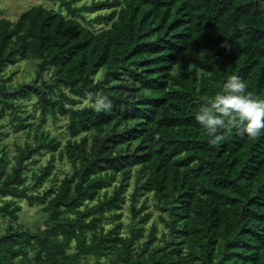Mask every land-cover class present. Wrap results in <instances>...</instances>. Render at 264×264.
Returning a JSON list of instances; mask_svg holds the SVG:
<instances>
[{"label": "trees", "instance_id": "trees-1", "mask_svg": "<svg viewBox=\"0 0 264 264\" xmlns=\"http://www.w3.org/2000/svg\"><path fill=\"white\" fill-rule=\"evenodd\" d=\"M71 3L61 0L69 17L33 6L14 23L0 19V69L27 59L38 61L39 73L52 69L48 82L20 85L0 103L34 96L42 121L59 115L67 117L72 135L94 133L90 149L67 150L75 170L63 180L41 229L8 227L0 235V264L71 261L69 240L86 224L76 209L131 166H137L136 192H152L163 203L191 261L264 264V132L250 138L238 128L222 130L224 139L211 145L195 120L203 100L214 98L233 75L264 100V0ZM103 9L111 10L96 19L109 20L106 29L94 32L76 19L80 11ZM98 72L100 80L94 79ZM62 89L106 98L111 106L99 112L97 101L67 106ZM59 145L55 137L35 134L10 174L3 176L0 166V197L43 199L19 187L22 166L34 153ZM49 168L35 178L43 180ZM19 211L10 200L0 203V215L9 220H17ZM32 243L39 248L34 258L23 251ZM111 248L101 239L92 245L79 239L73 257Z\"/></svg>", "mask_w": 264, "mask_h": 264}, {"label": "rangeland", "instance_id": "rangeland-1", "mask_svg": "<svg viewBox=\"0 0 264 264\" xmlns=\"http://www.w3.org/2000/svg\"><path fill=\"white\" fill-rule=\"evenodd\" d=\"M72 1V8L88 7L95 1L102 0H63ZM33 6L52 9L69 17L61 0H0V19L15 22L20 15ZM111 9L85 10L79 12V18L90 30L97 32L110 26L109 20H97ZM36 60H18L0 69V101L3 95H9L23 84L41 86L42 81H49L52 69L39 73ZM102 73L94 75L100 80ZM63 92L69 97L66 105L80 108L98 100L97 95L86 94L72 96L66 89ZM52 97L58 95L52 92ZM8 105L0 103V166L5 165L3 176L12 172L16 164V157L27 145L35 144V134H48L59 140L56 150L42 149L34 153L23 163L22 184L20 188L28 194L44 197L35 202H28L9 196L0 197V203L10 200L19 205L20 211L15 221L0 215V235L8 228H24L37 232L43 221L48 217L51 204L60 191L65 178L74 173V166L70 163L66 152L73 147L90 149L93 144L94 133L81 132L72 135L68 130V119L63 116L48 115L44 121L40 117L37 97L29 98L11 96L7 98ZM50 164L49 174L38 181L35 176ZM137 166L127 167L125 175L115 172L110 185L99 190L93 199L83 202L76 211L84 216L86 223L83 231H77L69 240L66 248L71 261L62 260L59 264H198L191 261L185 244L180 242L179 233L171 228L170 216L163 203L154 198L152 192H136ZM118 192L117 196L114 193ZM96 209V210H93ZM62 216L74 218L75 212H63ZM63 234L58 235V241L63 242ZM79 239H84L85 245H92L101 239L111 251L107 254H82L73 257ZM39 248L32 243L24 248V253L34 258ZM44 255V254H42Z\"/></svg>", "mask_w": 264, "mask_h": 264}, {"label": "clouds", "instance_id": "clouds-1", "mask_svg": "<svg viewBox=\"0 0 264 264\" xmlns=\"http://www.w3.org/2000/svg\"><path fill=\"white\" fill-rule=\"evenodd\" d=\"M110 106V102L102 98L97 100L95 109L99 112ZM195 120L206 131L211 145L224 139L222 130L231 131L233 128L255 138L264 132V100L254 97L245 82L233 75L214 98L203 100Z\"/></svg>", "mask_w": 264, "mask_h": 264}]
</instances>
